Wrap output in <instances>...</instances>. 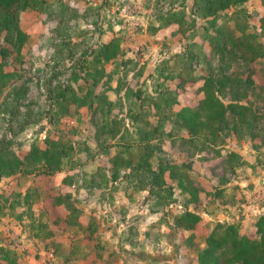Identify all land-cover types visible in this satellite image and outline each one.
Here are the masks:
<instances>
[{
	"label": "rangeland",
	"instance_id": "374dc122",
	"mask_svg": "<svg viewBox=\"0 0 264 264\" xmlns=\"http://www.w3.org/2000/svg\"><path fill=\"white\" fill-rule=\"evenodd\" d=\"M263 1L246 0L222 12L219 25L238 37L243 31L255 35L254 42L264 45ZM192 5L193 0H45L42 10L22 14L21 27L29 39L22 57L14 54L6 67L11 79L0 97V143L9 141L11 150L24 158L33 145L45 146L49 138L62 142L70 155L48 180L21 176L22 188L10 179L0 183V264H197V253L219 223L237 225L256 238V223L264 216V57L247 64L239 52L223 64L203 42L209 24L192 16ZM170 8L196 20L197 27L186 35H171L176 26L153 34L159 10ZM107 30L125 49L105 66L108 76L95 90L107 94L111 104H72L64 115L51 91L72 86L80 97L91 91L83 80L73 82L72 73L84 77L86 71H96L91 52L111 38ZM0 47L11 48L4 36ZM211 73L251 74L259 88L241 103L262 115L253 128L236 129L231 120L216 143L193 137L176 123L182 108L198 109L204 79ZM221 99L228 104L232 93ZM137 114L163 126L153 141V169L161 163L184 167L201 191V201H192L169 174L172 200L166 192L149 193V174L132 181L131 171L122 170L112 179L118 153L128 158L143 153ZM115 126L120 128L116 137ZM66 177L73 178V187L62 184ZM70 189L71 202L80 211L72 215V225L66 221V206L51 208L52 198ZM19 190L32 196L31 205L22 201L11 208ZM40 198L44 200L37 205ZM185 210L202 217L191 252L185 244L188 233L176 228V218Z\"/></svg>",
	"mask_w": 264,
	"mask_h": 264
},
{
	"label": "trees",
	"instance_id": "16d2710c",
	"mask_svg": "<svg viewBox=\"0 0 264 264\" xmlns=\"http://www.w3.org/2000/svg\"><path fill=\"white\" fill-rule=\"evenodd\" d=\"M245 1L193 0L192 16L206 20L209 24V27L205 28L203 42L209 43L212 51L220 57L223 64L233 57L237 58L239 52H241L240 58L247 64L264 57V45L254 42L258 39L257 36L247 35L243 31V34L238 37L234 31L231 32L226 26H220L218 23L222 12L242 5ZM44 3L45 0H0V37L4 36V41L11 47H0V97L11 79V74L6 71V67L14 54H17L18 58L22 57L23 49L29 39V35L21 27L22 14L28 10H42ZM156 21L158 25L150 28L153 34L168 31L176 26L177 29L171 31V35H186L188 29L192 30L197 27L196 20L173 8L167 11L159 10ZM211 29L215 31L214 35L211 34ZM261 29L264 36V16L261 18ZM107 33H112L111 38L102 41L100 46L91 52L93 58L91 63L97 66L96 71L90 73L86 71L89 67L85 68L83 69L86 71L84 77L77 71L72 73L73 82L79 83L83 80L91 86V91L82 97L72 86L51 91L54 94L55 104L64 115L70 114L69 106L72 104L79 108H94L95 103L111 104L107 94H98L95 90L108 76L105 66L123 56L125 49L121 39L112 30H107ZM197 43L201 46L199 41ZM191 56L194 57V55ZM258 88L251 74L247 78H242L233 74L211 73L204 79L201 88L204 98L198 109L182 108L176 114V123L193 137L204 136L209 142L214 143L221 138L224 128L230 127L231 120L236 129L244 126L253 128L262 121V115L256 113L252 107L242 104L241 101L247 100ZM228 91L232 93V99L231 102L225 104L221 96ZM142 117L143 115L137 114L135 120L139 124L138 146L143 148V153L135 158L125 157L124 152L118 153L112 163L114 170L112 179L117 180L122 170L131 171L129 177L132 181L140 180L142 177L147 178L149 174L151 178V183L148 185L149 193L161 196L160 193L166 192V198L172 200L174 189L166 179L169 174L171 179L178 181V187L183 193L191 195L192 201H201V191L194 187L184 167L172 163H161L156 170L153 169L151 159L154 157L156 148L153 141L161 133L163 126L159 121L156 124L151 119ZM112 130L115 131L114 137L118 136L120 128L115 126ZM44 143L45 146L33 145L30 152L21 158L11 150L9 141H2L0 143V183L10 179L12 184L22 188L21 176L34 175L38 178L49 179L61 171L64 160L70 155L68 149L62 142L49 138ZM73 181V178L66 177L62 184L65 187H73ZM14 197L11 208L20 207L22 201L31 205L32 196L29 193L24 194L19 190L14 192ZM72 197L73 193L69 191L66 195L52 198L54 207L66 206L68 208L70 215L66 221L69 225L73 224L72 215H78L80 212L72 204ZM43 200L40 198L36 204L42 203ZM51 222L57 224L59 220L51 219ZM201 222L202 217L190 210H185L176 218L177 230L188 233L185 244L189 252H191L193 239L197 237L196 229ZM256 227V238H251L243 234L237 225L217 224L207 236L205 247L197 253V264H264V216L259 218Z\"/></svg>",
	"mask_w": 264,
	"mask_h": 264
},
{
	"label": "crops",
	"instance_id": "0c3cea01",
	"mask_svg": "<svg viewBox=\"0 0 264 264\" xmlns=\"http://www.w3.org/2000/svg\"><path fill=\"white\" fill-rule=\"evenodd\" d=\"M48 180V179H47ZM46 180V181H47ZM64 180V179H63ZM63 180H62V182H63ZM70 191H71V189H70ZM72 193H73V191H71ZM38 205V204H37ZM62 207V206H61ZM51 208H54V206L52 205L51 206ZM56 208H58V207H55L54 209H56ZM52 220H56V219H52ZM97 236H99V234H97V235H95V236H93V238H95V237H97ZM91 236H89V238H90Z\"/></svg>",
	"mask_w": 264,
	"mask_h": 264
}]
</instances>
